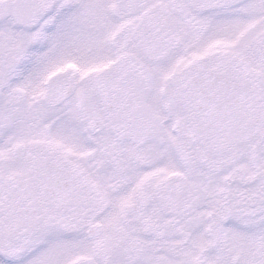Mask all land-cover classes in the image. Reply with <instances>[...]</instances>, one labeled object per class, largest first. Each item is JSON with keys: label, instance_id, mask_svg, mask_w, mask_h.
<instances>
[{"label": "snow or ice", "instance_id": "obj_1", "mask_svg": "<svg viewBox=\"0 0 264 264\" xmlns=\"http://www.w3.org/2000/svg\"><path fill=\"white\" fill-rule=\"evenodd\" d=\"M0 264H264V0H0Z\"/></svg>", "mask_w": 264, "mask_h": 264}]
</instances>
